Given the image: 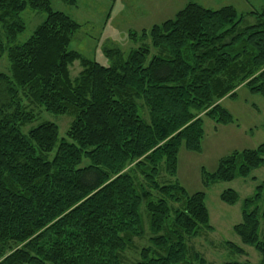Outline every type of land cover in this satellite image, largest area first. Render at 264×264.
<instances>
[{"label": "trees", "instance_id": "trees-1", "mask_svg": "<svg viewBox=\"0 0 264 264\" xmlns=\"http://www.w3.org/2000/svg\"><path fill=\"white\" fill-rule=\"evenodd\" d=\"M27 9L45 19L15 44ZM248 16L255 24L243 25L231 6L190 2L173 19L130 33L137 47L126 57L106 50V67L69 50L80 25L50 0H0V58L10 66L0 73V264H125L146 227L148 246L134 264H212L190 246L213 232L206 194L188 195L162 176H176L182 146L201 152L203 117L234 123L223 99L240 88L264 99V7ZM76 61L81 71L71 78ZM30 105L72 117L65 137L49 122L22 132L35 120ZM263 166L264 143L235 151L214 173L203 171V187ZM219 198L239 200L233 190ZM233 233L264 264V183L244 200Z\"/></svg>", "mask_w": 264, "mask_h": 264}, {"label": "rangeland", "instance_id": "rangeland-1", "mask_svg": "<svg viewBox=\"0 0 264 264\" xmlns=\"http://www.w3.org/2000/svg\"><path fill=\"white\" fill-rule=\"evenodd\" d=\"M54 11L62 12L80 25L69 45V50L78 52L84 58L110 66L111 61L105 56L106 50H120L126 57L136 48V43L129 39L130 33H140L150 30L154 25L173 19L188 3H195L204 8L217 10L231 6L237 14L243 17V25L255 24L248 16L253 11H261L264 0H77L74 6L62 0H50ZM25 24V30L20 34L15 44L24 43L36 27L45 19L42 13L27 9L20 15ZM0 31L1 26H0ZM9 62L6 55L0 58V73L9 74ZM81 71L79 62L70 67L71 78H76ZM221 107L232 116L234 123L222 126L203 117L204 138L201 152L187 151L184 146L178 155V167L173 178L163 177L162 181L182 186L188 195L196 192L206 194L205 204L209 212L210 226L213 232L192 240L190 246L200 252L212 264L237 262L257 264L260 255L252 248L241 244L233 233V227L241 223V209L245 199L251 197L257 186L264 183V166L256 169L247 178H237L231 182H217L208 189L203 187V171L212 174L216 171L220 160L235 151L254 150L264 143V99L259 95L250 94L245 88L237 91L235 99L225 98ZM35 115L34 122L22 128L27 133L29 129L43 122H49L58 127L59 138H64L72 117L69 115H53L39 106L28 107ZM225 190H233L238 196V202L229 206L220 201V194ZM146 222V219H145ZM148 234L141 240H135L133 250L127 251L125 264H134L138 260L139 251L148 246ZM230 242L242 248L246 256L230 254L224 243Z\"/></svg>", "mask_w": 264, "mask_h": 264}]
</instances>
